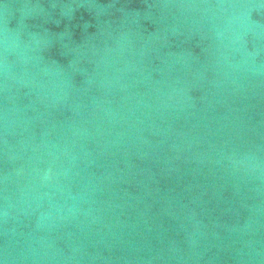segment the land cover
<instances>
[{
    "label": "water",
    "instance_id": "obj_1",
    "mask_svg": "<svg viewBox=\"0 0 264 264\" xmlns=\"http://www.w3.org/2000/svg\"><path fill=\"white\" fill-rule=\"evenodd\" d=\"M0 264H264V0H0Z\"/></svg>",
    "mask_w": 264,
    "mask_h": 264
}]
</instances>
